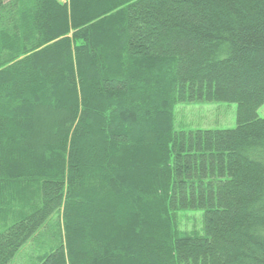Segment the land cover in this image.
Returning a JSON list of instances; mask_svg holds the SVG:
<instances>
[{"label":"trees","instance_id":"1","mask_svg":"<svg viewBox=\"0 0 264 264\" xmlns=\"http://www.w3.org/2000/svg\"><path fill=\"white\" fill-rule=\"evenodd\" d=\"M263 105L264 0H0V264H264Z\"/></svg>","mask_w":264,"mask_h":264},{"label":"rangeland","instance_id":"2","mask_svg":"<svg viewBox=\"0 0 264 264\" xmlns=\"http://www.w3.org/2000/svg\"><path fill=\"white\" fill-rule=\"evenodd\" d=\"M9 3L12 0H5ZM70 0H60L69 4ZM258 116L264 119V105L258 110ZM237 126V105L226 102L196 101L178 105L175 110L176 131H221L235 129ZM201 213L180 215L179 228L182 232L199 234L201 231ZM43 252L37 243L31 242L15 259L13 264H35V260Z\"/></svg>","mask_w":264,"mask_h":264}]
</instances>
